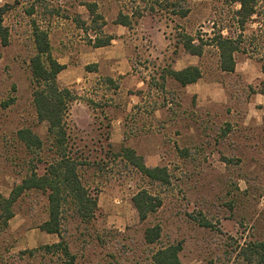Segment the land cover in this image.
I'll return each mask as SVG.
<instances>
[{
    "label": "rangeland",
    "instance_id": "rangeland-1",
    "mask_svg": "<svg viewBox=\"0 0 264 264\" xmlns=\"http://www.w3.org/2000/svg\"><path fill=\"white\" fill-rule=\"evenodd\" d=\"M179 5L186 16L171 15ZM0 8L7 32V45L0 41V195L8 197L35 163L18 130L42 140L43 160L51 155L47 123L37 119L31 97L35 21L64 65L58 85L79 96L65 121L73 154L88 163L81 180L96 195L92 219L66 213L62 239L75 264H154L153 253L168 244L180 246L182 264H250L244 249L264 241V0L244 27L245 46L252 45L235 53L233 72L219 69L214 48L192 56L179 42L182 33H209L227 10L221 0H0ZM119 12L130 16L129 26L114 23ZM103 35L113 37L110 44L94 47ZM185 66L201 76L181 88L166 74ZM121 146L146 167L164 168L163 180L117 156ZM141 190L159 201L144 220L132 202ZM12 210L7 225L0 221V264H64L58 252L35 250L58 241L38 228L47 219L45 195L24 192ZM154 225L160 236L148 244L143 232Z\"/></svg>",
    "mask_w": 264,
    "mask_h": 264
},
{
    "label": "trees",
    "instance_id": "trees-1",
    "mask_svg": "<svg viewBox=\"0 0 264 264\" xmlns=\"http://www.w3.org/2000/svg\"><path fill=\"white\" fill-rule=\"evenodd\" d=\"M259 0H221L222 5L227 7L219 14L218 22H212L210 32L188 35L182 33L180 45L189 55L201 56L205 47L215 49L218 56V66L222 72H233L235 67V53L246 52L252 44L245 46L244 27L247 22H255L258 16ZM90 15L102 20L99 14H95L94 6L85 5ZM237 6V8H233ZM180 6L170 13L174 16L184 17L188 10ZM3 9L0 8V41L3 46L7 45V32L2 26ZM32 14V10L28 11ZM132 16L134 15L131 12ZM141 16L142 14H138ZM130 16L119 12L114 23L123 26L130 25ZM103 21V20H102ZM104 23V22H103ZM34 54L29 59V71L31 79V97L35 113L39 121L47 123L48 139H51V155L43 160L40 155L43 149L42 140L32 133L30 129L18 130V139L28 150L34 151L35 163L28 162L25 175L18 183H14L8 197L0 195V221L3 226L13 217V204L27 191H38L46 197L47 219L38 228L49 234L58 237L56 243L42 245L35 250L55 251L64 257V264H75L74 256L69 252L67 245L62 239V232L66 229V213L79 217L82 221H88L94 216L97 209L96 195L92 193L82 182L79 169L88 165L86 157L74 155L72 152L71 138L65 116L68 113L70 104L79 96L74 89L60 87L57 83V75L64 69L52 55V48L49 42L47 30L41 29L35 21H31ZM113 39L110 35H103V38L94 40V47L109 45ZM87 70V68H86ZM261 71L264 72V62L261 64ZM166 76L172 78L180 86L196 82L201 72L197 66H186L180 70L170 69ZM163 79V78H162ZM111 81V78H108ZM261 93L264 95V85ZM117 156L125 159L139 172L153 180H163L161 172L164 168L146 167L140 155L134 150L121 146ZM42 164V169L39 165ZM132 202L140 220H144L149 212L159 205V201L153 202V197L146 191L137 192ZM160 236L158 225L148 227L143 232V239L146 243L156 242ZM35 250L19 251L17 254L8 256L10 259L22 258L26 253L31 254ZM178 244H168L159 247L152 255L154 264H182L178 253ZM245 256L250 264H264V241L249 243ZM3 264H13L3 259Z\"/></svg>",
    "mask_w": 264,
    "mask_h": 264
},
{
    "label": "crops",
    "instance_id": "crops-1",
    "mask_svg": "<svg viewBox=\"0 0 264 264\" xmlns=\"http://www.w3.org/2000/svg\"><path fill=\"white\" fill-rule=\"evenodd\" d=\"M186 67V66H185ZM182 68H184V67H182ZM182 68H178V69H176V70H180V69H182ZM127 79V78H126ZM178 84V83H177ZM191 84H194V83H191ZM191 84H187V85H185V86H180L181 88H185L186 86H188V85H191ZM138 85H141L140 86V89H144V88H142L143 87V85H144V83L142 82V81H139V83H136V86H138Z\"/></svg>",
    "mask_w": 264,
    "mask_h": 264
}]
</instances>
